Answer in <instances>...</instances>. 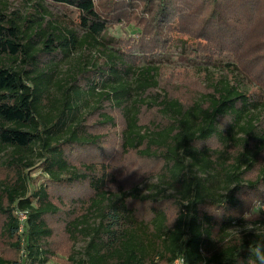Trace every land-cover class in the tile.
Wrapping results in <instances>:
<instances>
[{
  "label": "trees",
  "instance_id": "16d2710c",
  "mask_svg": "<svg viewBox=\"0 0 264 264\" xmlns=\"http://www.w3.org/2000/svg\"><path fill=\"white\" fill-rule=\"evenodd\" d=\"M28 2L0 0V238L26 255L0 264H48L55 216L71 264H257L264 0ZM125 24L138 35L107 40ZM176 50L204 85L187 100L163 86ZM108 144L161 164L149 193L120 185Z\"/></svg>",
  "mask_w": 264,
  "mask_h": 264
},
{
  "label": "rangeland",
  "instance_id": "374dc122",
  "mask_svg": "<svg viewBox=\"0 0 264 264\" xmlns=\"http://www.w3.org/2000/svg\"><path fill=\"white\" fill-rule=\"evenodd\" d=\"M5 8L8 13H12L14 11H22L23 13H28L30 7V3L28 0H2ZM50 10L55 14H62L60 8L56 6L48 5ZM33 12V11H30ZM139 33V30L134 26L125 25H116L111 28L107 33V40H115V42H122L125 39L136 37ZM171 62L168 64L165 75V83L164 87L168 89L175 96L187 100L193 98L198 91H202V87L204 86L200 77H198L194 70H189V72H184L182 67H188V60L179 50L173 52ZM147 119V117H145ZM115 143H117L116 138H111ZM109 149H113V152L118 155L112 154V161H114V168L117 179L120 182V185L124 186L126 189H130L134 186H139L142 191L149 193L147 190L148 185H152L157 183L155 177L161 169V164L155 160H144L138 158L134 154L121 156L119 154V149L116 147V144H108ZM39 168L33 170V178L36 180L33 188L38 187L42 182L45 181L43 175L40 174ZM1 178V173H0ZM136 207L139 209L140 213H147L150 209V206L147 204H136ZM171 207V206H169ZM258 214H264V210L250 208V211L247 216L254 217ZM21 220H25V214L19 213L18 215ZM62 216H55L50 218V227H52L54 231L53 237L48 242V248L50 250V257L48 264H71L69 261V254L72 249V243L69 240V237L65 233L64 225L62 222ZM257 218H249V220H254ZM2 223L0 220V227ZM249 225L252 231H245V226L235 227L230 230V233L233 235H237L243 232H254L256 230L255 225L249 221V223L245 224ZM1 234V232H0ZM83 247L82 244L79 245V248ZM0 255H4L8 258L12 259H20V261L25 260L26 255L20 252H16L11 250L7 243H4L0 238Z\"/></svg>",
  "mask_w": 264,
  "mask_h": 264
},
{
  "label": "clouds",
  "instance_id": "9594fccd",
  "mask_svg": "<svg viewBox=\"0 0 264 264\" xmlns=\"http://www.w3.org/2000/svg\"><path fill=\"white\" fill-rule=\"evenodd\" d=\"M255 209H261L264 210V200H256L253 202L252 205ZM248 213L245 214L247 216ZM245 231H252L251 227L249 225H245L244 228ZM249 252L251 255L255 256V260L257 264H264V245H256L255 247L249 246Z\"/></svg>",
  "mask_w": 264,
  "mask_h": 264
},
{
  "label": "built area",
  "instance_id": "2783aa9c",
  "mask_svg": "<svg viewBox=\"0 0 264 264\" xmlns=\"http://www.w3.org/2000/svg\"><path fill=\"white\" fill-rule=\"evenodd\" d=\"M176 264H182L181 261H177Z\"/></svg>",
  "mask_w": 264,
  "mask_h": 264
}]
</instances>
